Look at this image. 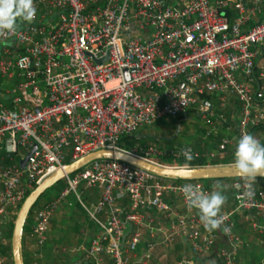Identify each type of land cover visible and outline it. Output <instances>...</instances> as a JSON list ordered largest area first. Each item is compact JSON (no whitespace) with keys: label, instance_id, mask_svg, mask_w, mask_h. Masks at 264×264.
Returning a JSON list of instances; mask_svg holds the SVG:
<instances>
[{"label":"built area","instance_id":"obj_1","mask_svg":"<svg viewBox=\"0 0 264 264\" xmlns=\"http://www.w3.org/2000/svg\"><path fill=\"white\" fill-rule=\"evenodd\" d=\"M33 2L34 21H18L15 33L0 36V43L9 41L0 47V160L6 161L0 163L1 228L27 191L98 149L121 150L165 167L183 164L185 148L197 156L189 146L118 147L121 136L163 117L193 109L203 120L204 136L224 129L209 157L225 155L241 134L264 125V16L258 17L264 0ZM203 95L212 97L218 110L236 108L234 131L222 114L208 109ZM258 137L264 141V133ZM166 157L172 163L164 164ZM64 181L57 197L33 214L30 235L38 248L58 202L82 184L100 190L93 204L81 203L95 226L82 264H147L157 248L175 243L186 250L174 264H203L198 260L213 250L219 264H236L243 240L234 230V217L241 212L255 214L245 218L261 235L257 245L264 264V187L256 183L254 197L241 201L244 181L230 178L232 199L221 209L224 223L208 232L180 191L191 183L210 192L202 180L179 182L97 158ZM123 197L126 205L119 204ZM143 228L147 240L137 255Z\"/></svg>","mask_w":264,"mask_h":264},{"label":"rangeland","instance_id":"obj_2","mask_svg":"<svg viewBox=\"0 0 264 264\" xmlns=\"http://www.w3.org/2000/svg\"><path fill=\"white\" fill-rule=\"evenodd\" d=\"M7 44H9V41L1 42L0 47L5 46ZM210 98H211V100H210L211 110L212 111L218 110V107L216 105V101L214 99H213L214 100L213 101L212 97H210ZM233 110L231 109V115H229V119L225 120L226 125L228 126L229 132L234 131V125H235V123L237 121V117H238L237 111H233ZM176 125H177L178 130H177L175 136L172 139H167V137H170L171 135H173ZM204 129H205V125L203 123L201 116L198 115V113L194 110V112L193 111L189 112L184 117L180 116V114L174 115V116L163 117L152 125L143 126V127L138 128L137 132H135L133 134L135 135L138 133L140 135H148L146 137H139L140 139L136 138V139L140 140L137 142L138 144H141V142H142L141 145H143V144H155L159 148H172L173 146L188 147V146H191L193 144V142L199 138L198 136H200L201 139H206V138H202L203 134H204ZM219 130L222 131V129H219ZM213 135H211V136H213ZM193 151L197 153V156H195V157H198V156H199L198 158L201 157L204 162H210V160H212V159H214L215 161H221V160L217 159V156L215 158L209 157L208 155L204 154L203 152H200L197 150H193ZM228 152H230L229 148H227V150H226V155L228 154ZM165 159H169V158H167V157L163 158L162 161H164L165 163H170V162H166L167 160L165 161ZM171 163H172V161H171ZM226 179H227V181L226 182L223 181V182H225V185L228 186V188H229L230 178H226ZM203 180H205V179H203ZM203 180H202V182H203ZM261 181L262 180H260V182ZM65 186H66V184H65L64 178H62V179L58 180L57 182H55L50 187H48L36 199L37 201L35 202V204L32 205L33 206L31 209L32 217H33L34 212L39 208V206L42 203L55 199L57 197V195L60 193V191ZM209 188L212 190V185H210ZM99 192H100V190L98 188H95V187L84 188L82 186V184H79L76 186L75 192L70 191L68 194H66L58 202L57 209H56L55 213L53 214V218H52L53 222L50 225L51 229H48L46 231V235H48V233L51 232V234H54V236L56 238L60 239V242L58 244V246L60 247V253L59 254L71 256V255H74V253H76V250L82 253V248L84 247V244L75 245L76 240L71 238L72 236H75V234L72 233V230H74V228L76 229L77 225L84 224L85 222H87V220H88V222H92V220L88 217L87 213L85 212V210L81 206L80 201L83 204H85L86 206H89V203L91 201V197L99 195ZM231 199H232V193H231V197H230L229 201H231ZM224 207H226V206H223L222 208H224ZM8 220L9 221L12 220V215L8 218ZM31 220L28 219L27 224H28V221L32 222ZM27 224L23 228L22 235H24L23 233H25V231H26ZM30 225H31V223H30ZM1 226H0V231L2 229ZM81 231H82V229H81ZM141 231H142V235H143L144 234V228ZM247 231L249 232L250 235H252L251 231H249L248 229H247ZM236 234L244 241L243 243L248 242V240L250 239L249 236L244 235L243 233H240V232L237 233L236 232ZM143 238H144V236H143ZM0 240L1 241L3 240L2 242H6V239H3L2 237H0ZM43 247L38 248L37 246H34V249L37 252H39V251H42ZM73 248H75V249L72 250ZM182 249H185V248H181V250ZM250 249H251L250 246L249 247L246 246L245 250L241 249V254H239V256H237V259H236L237 264H245V262H244L245 259H250V257H251L250 256V253H251ZM141 250H142V244H139V246L137 247V252H136L137 255L141 254V252H142ZM255 250L256 251H254V252H256V255L257 254L259 255V252H260V255H261L260 259H261L262 252L260 250V247L257 244L255 247ZM33 252H34V250L31 251V256H33ZM211 253H212V256H209V257H211V259L206 261L204 264H216V261H218V259L216 257L215 250H213ZM175 254H176V250H174L173 247H167V248L166 247H159L152 254L151 259L148 261L147 264H173L175 262V259H174ZM22 257L24 259V251H23ZM33 258H34V256H33ZM5 262H6L5 264H10L9 261H5ZM24 264H26V263L24 262ZM253 264H256V263H253Z\"/></svg>","mask_w":264,"mask_h":264},{"label":"clouds","instance_id":"obj_3","mask_svg":"<svg viewBox=\"0 0 264 264\" xmlns=\"http://www.w3.org/2000/svg\"><path fill=\"white\" fill-rule=\"evenodd\" d=\"M35 16L36 7L33 0H0V36L6 37L15 33L19 27L18 21L31 23ZM181 155L185 162L178 165L180 175L190 177L192 169L189 162L194 158L193 153L190 148H185ZM231 167L244 181L243 191L237 198L241 201L251 200L255 195L253 184L256 177H264V144L248 132L241 134L236 140ZM224 190L220 183L213 184L210 192H205L199 185L191 183L180 188L188 208L198 211L199 220L208 232L219 229L224 223L221 209L228 199L223 194ZM228 231L225 227L224 232Z\"/></svg>","mask_w":264,"mask_h":264},{"label":"water","instance_id":"obj_4","mask_svg":"<svg viewBox=\"0 0 264 264\" xmlns=\"http://www.w3.org/2000/svg\"><path fill=\"white\" fill-rule=\"evenodd\" d=\"M106 58L97 60L96 62H101ZM204 104L210 108V104L204 101ZM199 115V114H198ZM177 125L175 126V131L173 135L167 137L171 139L175 136L177 132ZM148 135L135 134V138L146 137ZM27 155L25 156V158ZM25 158L20 162L22 166L24 164ZM97 158H108L119 160L134 166L143 168L156 176L169 178L173 180H203L208 178H235L239 177L233 171L231 164L229 165H210V166H191L192 175L190 177H185L180 175L178 167H165L159 166L147 161H144L138 157H135L127 152L117 150V149H98L96 151L90 152L77 160L65 164L62 168L57 169L47 175L41 180L39 184L34 186L27 195L21 201L12 222V229L10 233L9 246H10V258L12 264H23L22 254H21V235L24 220L31 209L32 205L35 203L36 199L51 185H53L58 180L64 178L65 176L75 172L80 169L84 164L91 160ZM256 178H264L257 176Z\"/></svg>","mask_w":264,"mask_h":264},{"label":"trees","instance_id":"obj_5","mask_svg":"<svg viewBox=\"0 0 264 264\" xmlns=\"http://www.w3.org/2000/svg\"><path fill=\"white\" fill-rule=\"evenodd\" d=\"M234 15V11L233 10H229V16L230 17H232ZM260 17H262V15H260ZM248 23H251L250 21L248 22ZM249 24H246L244 27H242V30H244V29H246V27L248 26ZM13 82H15L14 80H11V81H8L7 82V85H11ZM201 98H204V99H206L208 102L211 100L210 99V97L207 95V96H202ZM194 112V110L192 109H187L186 111H184V112H182L181 114H180V116H182V117H184V116H186L189 112ZM216 112H221V111H218V110H216ZM221 113H223V110H222V112ZM196 114V113H195ZM225 115V114H224ZM226 117H224L225 118V120H228L229 119V115L226 113V115H225ZM226 122V121H225ZM137 132V131H136ZM226 132H224L223 130L222 131H220V130H218V131H216V132H212V133H210L209 135H207V137H205L206 138V140L204 141V139H201V137L200 136H198L199 138L196 140V141H194L193 142V144L191 145V146H189V147H191L193 150H197V151H200V152H206L207 150H210V151H208V152H211L212 150H214V148L216 147V143L218 142V140H219V138L221 137V136H223V134H225ZM260 133H264V125H260V126H258V127H256V128H254V129H251L250 130V134H252L253 136H255L256 138H257V136H259V134ZM138 134V133H137ZM214 134V135H213ZM211 135H213V136H211ZM140 139V138H139ZM139 139H136L135 138V135L134 134H130V135H123V136H121L120 138H119V140H118V147H120V148H122V149H125V150H128L129 148H130V146L131 145H133L134 143H137L138 141H140ZM172 139V138H171ZM261 144H264V141H261L260 142ZM141 144H142V142H141ZM215 146V147H214ZM234 148H235V146H234ZM204 154H206V153H204ZM3 155V153H2V151L0 150V157ZM199 157V156H198ZM198 157H194L189 163H190V165L191 166H201V165H204L205 164V162L203 161V159L200 157V158H198ZM167 160V161H166ZM171 159L169 158V159H165V161L166 162H171L170 161ZM6 163V161H1L0 160V163ZM164 162V161H163ZM217 161H215L214 159H212V160H210V162H208L209 164H215ZM164 164H169V163H165L164 162ZM262 180V181H264V178H256V181H258V182H260V180ZM176 181H179V182H181V181H185V180H176ZM223 181H227V179L226 178H219V179H217V178H208V179H205V180H203V182L205 183V185L206 186H208V187H210V185H213V184H215V183H220V184H222L223 186H224V192H223V194L224 195H226L227 196V202L230 200V197H231V190H230V188H228V186H226L225 185V182H223ZM261 185V187H264V184H260ZM30 191V190H29ZM29 191H27L26 193H25V196L27 195V193L29 192ZM24 196V197H25ZM124 199H126V198H122V199H120L119 200V202H120V204L121 205H126V203H127V201H126V203L123 201ZM37 201V200H36ZM35 201V202H36ZM35 204V203H34ZM33 204V205H34ZM20 205V204H19ZM19 205L17 206V209H18V207H19ZM33 207V206H32ZM32 207H31V209H32ZM17 209H16V211H17ZM31 209L29 210V212H28V214H27V216H26V218H25V220H24V223H23V227H22V231H23V228L25 227V225L27 224V220L29 219V220H31L32 219V212H31ZM15 211V212H16ZM14 216H15V214L12 216V220L11 221H9L3 228H2V230H1V234H0V237H2V238H4V239H6V241H7V244L6 245H4V243H2L1 242V240H0V261H2V262H4L5 263V260H6V258L9 260V262H10V264H12L11 263V258H10V246H9V239H10V233H11V229H12V222H13V219H14ZM32 221V220H31ZM30 223L31 222H29L28 221V224H27V226H26V229L28 228V226L30 225ZM234 230H235V232H240V233H243L244 235H247V236H249L250 237V239L248 240V242H246V244H244L243 246H242V250H245V247L246 246H250V251H251V253H250V259H245V264H253V263H256V264H261L260 263V252H259V255L257 254L256 255V252H254V251H256L255 250V247L252 245V241H253V238H254V234L253 235H250L249 234V232L246 230V228L243 226V224H241L240 223V220L238 221L237 220V222L235 221V218H234ZM47 244V248H48V254H46L45 255V262L43 263V264H63L62 262H61V259H57V254H56V252H57V249H55V247L54 246H52V245H50L49 243H48V241H46V238H45V241H44V244H43V246H45ZM179 247L177 246L176 248H175V250H176V253H179L178 251H179ZM241 249L238 251V253H237V256H239V254H241ZM53 253V254H52ZM209 256H212V253L210 252V255H208L207 257H203V258H201V259H199L198 261L200 262V263H205L206 261H208L209 259H211V257H209ZM176 258L178 259L179 257H178V255L176 256ZM218 259V258H217ZM236 259H237V257H236ZM22 261H23V258H22ZM23 264H24V261H23ZM216 264H219V261H216ZM236 264H237V262H236Z\"/></svg>","mask_w":264,"mask_h":264},{"label":"crops","instance_id":"obj_6","mask_svg":"<svg viewBox=\"0 0 264 264\" xmlns=\"http://www.w3.org/2000/svg\"><path fill=\"white\" fill-rule=\"evenodd\" d=\"M260 15H262V16H264V13H259L258 14V17H260ZM211 99V98H210ZM213 100V99H212ZM214 101V100H213ZM208 102V101H207ZM209 104H210V110H211V103H210V101L208 102ZM231 109H232V105L231 106H228L227 108H225L224 110H223V113H221L222 111L221 110H218V111H221V112H216L215 110L214 111H212L211 110V112L212 113H214L215 115H217V114H222L224 117H226L225 115H226V113L228 114V115H231ZM233 110V109H232ZM234 110H236V108H234ZM233 110V111H234ZM225 114V115H224ZM204 132H205V129H204ZM225 132V131H224ZM260 135V134H259ZM205 137H207V136H204L203 135V137L202 138H205ZM257 139L259 140V137L257 136ZM206 139H204V141H205ZM260 142H261V140H260ZM236 144V143H235ZM235 144L233 145V146H229L228 148L230 149V152H228V154L226 155V153H225V155H223V156H219V155H216L217 156V159L218 160H221V161H217L215 164H209L208 162H205V164L204 165H201V166H210V165H229V164H231L232 163V161H233V152H234V146H235ZM215 147V146H214ZM208 151H210V150H207L206 152H204V153H206V155H207V153H209ZM211 152H216V147L214 148V150H212ZM216 156H214V158L216 157ZM226 159V160H225ZM228 159V160H227ZM257 185H259V186H261L260 184H264V181H261V182H258V181H256L255 182ZM97 197H98V195L97 196H94V197H91V201H90V203H89V205L90 204H93L95 201H96V199H97ZM124 198H126V197H124ZM80 201V200H79ZM125 203H126V201H127V198L126 199H124L123 200ZM93 202V203H92ZM231 201H228L227 203H225V205L224 206H228L229 205V203H230ZM82 202L80 201V204H81ZM83 204V203H82ZM119 204H120V202H119ZM127 204V203H126ZM83 205H85V204H83ZM121 205V204H120ZM82 206V205H81ZM86 206V205H85ZM56 211V210H55ZM55 211L53 212V214L55 213ZM53 214L51 215V217H50V219H49V222H48V227H47V230L48 229H51L50 228V225H51V223L53 222ZM246 215H248V216H251V217H254L255 216V214L253 213V212H241V213H238V214H236L235 215V221L237 222V220L239 221L240 220V223L241 224H243V226L246 228V230L248 229L249 231H251L250 230V227H249V222H248V220L245 218V216ZM99 218H101V216H99ZM80 224V223H79ZM81 229H82V231H81ZM49 232V231H48ZM252 232V231H251ZM72 233L73 234H75V236H72L71 238L72 239H75L76 241H75V245H78V244H84V247L82 248V253L81 252H79V251H77L76 250V253H74V255H71V256H66V255H63V254H59L60 253V247L58 246V244H59V242H60V239H58V238H56L55 236H54V234H51V232H49L48 233V235H46V241H48V243L50 244V245H52V246H54L55 247V249H57V252H56V254H57V259H61V262L63 263V264H82L83 263V255H84V250L86 249V247H87V245H88V243H89V240H90V238L93 236V234L95 233V226H94V224L92 223V222H88V220H87V222H85L84 224H80V225H77V228L75 229L74 228V230H72ZM24 235H21V254L23 255V251H24V259H23V261L26 263V264H43L44 262H45V255L46 254H48V248H47V244L43 247V249H42V251H39V252H37L35 249H34V241H33V239H32V237H31V235H30V226H28V228L26 229V231H25V233H23ZM78 234V235H77ZM255 235L254 236V238H253V241H252V245L254 246V247H256V244H257V239L261 236V235H258L257 233H255V232H252V235ZM143 236H144V238H143ZM4 239V238H3ZM146 240H147V233H146V231L144 230V234L143 235H141V239H140V243L139 244H142V252H141V254L144 252V249H145V242H146ZM3 241V240H2ZM1 241V242H2ZM5 241V240H4ZM244 242V241H243ZM2 243H4V245H6L7 244V241L6 242H2ZM180 243H175V244H173L174 246H172L173 247V249L175 250V248L178 246L180 249H179V253H176L175 254V257H174V259H175V262L178 260L177 258H176V256L178 255V257H179V255H180V252L182 251L181 250V248H183V246L180 244ZM222 244H223V241L221 240V241H218L217 242V245L218 246H222ZM244 244H246V243H243V245ZM242 245V246H243ZM139 246V245H138ZM41 247V248H42ZM75 248H73L72 250H74ZM32 250H34V252H33V256H34V258H33V256H31V251ZM261 250V249H260ZM261 252H262V250H261ZM154 253V252H153ZM152 253V254H153ZM53 254V253H52ZM76 254V255H75ZM137 254V253H136ZM140 254V255H141ZM23 258V257H22ZM5 261H9L7 258H6V260ZM174 262V263H175ZM6 263V262H5ZM10 263V262H9ZM173 263V264H174Z\"/></svg>","mask_w":264,"mask_h":264}]
</instances>
